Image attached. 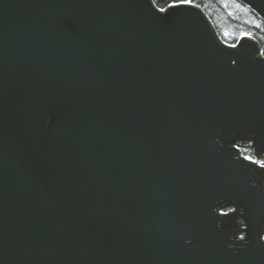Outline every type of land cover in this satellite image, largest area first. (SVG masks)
Instances as JSON below:
<instances>
[{"label":"water","instance_id":"95a60500","mask_svg":"<svg viewBox=\"0 0 264 264\" xmlns=\"http://www.w3.org/2000/svg\"><path fill=\"white\" fill-rule=\"evenodd\" d=\"M167 1L0 0V264H264V53Z\"/></svg>","mask_w":264,"mask_h":264},{"label":"trees","instance_id":"16d2710c","mask_svg":"<svg viewBox=\"0 0 264 264\" xmlns=\"http://www.w3.org/2000/svg\"><path fill=\"white\" fill-rule=\"evenodd\" d=\"M159 8L168 6L167 0H154ZM202 6L214 22L222 39L236 44L244 34L255 37L264 53V20L239 0H192ZM237 30L230 32L232 28ZM241 153L253 157L254 151L250 143L240 145Z\"/></svg>","mask_w":264,"mask_h":264},{"label":"built area","instance_id":"2783aa9c","mask_svg":"<svg viewBox=\"0 0 264 264\" xmlns=\"http://www.w3.org/2000/svg\"><path fill=\"white\" fill-rule=\"evenodd\" d=\"M244 156H245V155H244ZM246 157H247V156H246ZM248 158L252 159L253 161L258 162V163L261 164V165H264V161H258L257 159H255L254 156H253V157H248ZM232 210H233V208H232V207H229V208H227L226 210H221V212H223V213H228V212H230V211H232ZM240 222L242 223L241 226H242V227H245V225L243 224V220H240ZM245 236H246V232H245V231H241V232L238 234V238H239V239H243V238H245Z\"/></svg>","mask_w":264,"mask_h":264},{"label":"snow or ice","instance_id":"6c2138e0","mask_svg":"<svg viewBox=\"0 0 264 264\" xmlns=\"http://www.w3.org/2000/svg\"><path fill=\"white\" fill-rule=\"evenodd\" d=\"M180 4H188L191 3V0H179Z\"/></svg>","mask_w":264,"mask_h":264},{"label":"rangeland","instance_id":"374dc122","mask_svg":"<svg viewBox=\"0 0 264 264\" xmlns=\"http://www.w3.org/2000/svg\"><path fill=\"white\" fill-rule=\"evenodd\" d=\"M235 30H237L236 27L232 28L230 32H234Z\"/></svg>","mask_w":264,"mask_h":264},{"label":"flooded vegetation","instance_id":"af4514ba","mask_svg":"<svg viewBox=\"0 0 264 264\" xmlns=\"http://www.w3.org/2000/svg\"><path fill=\"white\" fill-rule=\"evenodd\" d=\"M241 145V144H240Z\"/></svg>","mask_w":264,"mask_h":264}]
</instances>
